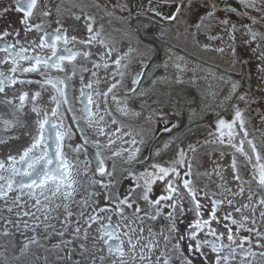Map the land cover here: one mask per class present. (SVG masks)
<instances>
[{
    "label": "snow or ice",
    "instance_id": "1",
    "mask_svg": "<svg viewBox=\"0 0 264 264\" xmlns=\"http://www.w3.org/2000/svg\"><path fill=\"white\" fill-rule=\"evenodd\" d=\"M237 3L238 7H233L230 0H148L147 8L141 3L138 8L143 11L135 13L128 2L115 3L112 7L127 12L129 23L135 19L138 25L135 29L137 42L145 49L142 69L149 67L145 58L157 50L159 42L168 38V30L181 21L188 35L203 32L209 40H222L214 29L222 30L230 41L228 47L233 64L243 65L246 61L237 57L233 47L236 33L243 29L242 43L249 47L255 44L252 50L259 52L257 72L260 75L256 91L260 94V102H264V43H261L264 33L252 27L264 21V15L258 21L248 11L264 13V0H259V7L258 0H237ZM92 7L106 9L107 6L96 3ZM37 10L38 22L33 23ZM13 12L22 14L18 22L23 26L24 37L22 40L21 29L12 28L10 24L0 30V53H3L0 56V94L4 96L3 103L13 105L20 116L14 115L11 120L0 118V123L4 132H12L19 126L28 143L16 154L9 152L5 158H0V226H3L4 236L11 234L9 225L21 234L32 232L21 252L29 244L39 245L40 238L59 237L51 249H45L49 255H55L53 264H171L169 251L180 253L181 264H237V257L239 264H253L257 257L264 260V195H257L250 186L255 182L264 191V155L249 138L246 128L245 109L258 102L250 94L251 89L242 92L241 85L233 82L230 93L219 102L230 104L233 115L229 120L218 116L214 131L208 133L212 139L205 140L204 144H219L234 151L231 153V179H226L222 167L217 165L213 172L220 182L216 190H212L208 185L196 186L188 157V152L194 156L203 144L199 141L185 144V139L193 126L199 127L204 112L216 105L217 94L203 93L197 97L185 87L186 81L179 75L171 81L166 77L152 79L149 87L139 92L143 104L141 110L133 114L143 117L149 125L155 120L158 128L150 129L153 138L161 129L169 134L168 140L154 147L153 157H159L172 145L176 146V152L167 164L153 162L138 168L141 146L152 149V142L145 141L142 136L137 140L130 132L123 131L112 117L107 101L110 94L111 99L117 101L114 90L124 76L120 71L122 61L139 49L129 44L127 51L118 52L109 46L101 35L103 25L97 27L96 17L82 7L78 13H70L72 21L82 23V37L69 35V29L76 32L80 25L65 26L59 15V5L56 6L58 15L52 19L48 0H0V19L7 20ZM233 15L240 19L233 22ZM243 19L250 20L251 24L243 23ZM53 23L56 27L48 31L47 27ZM153 26H158L156 32H152ZM141 30L144 39H140ZM30 33L36 35L29 38ZM77 44L82 47L76 48ZM93 46L97 48L95 54L90 50ZM202 47L207 50L211 45ZM169 48L168 62L180 70L184 57L175 56L171 46ZM214 50L225 51L223 47ZM80 57L92 67L76 64ZM168 62L163 64L165 69ZM77 68L91 77H97L98 70L103 68L106 88L91 91L100 79L85 82L81 74L80 84L72 85L74 90H79L75 100L81 105L74 111L68 89L69 82L77 75ZM53 72L62 73L63 77L53 76ZM29 73L38 74L40 79L25 78ZM117 76L121 80H117ZM143 77V71L135 72L132 85L138 87ZM33 84L39 87L35 90L26 87ZM187 84H195V79L188 80ZM158 85L165 87L161 89ZM137 87L130 86L127 92L136 94ZM145 105L147 116H144ZM117 110L122 115L128 114L126 108L118 107ZM21 117L28 118L22 121ZM106 117L112 118L106 121ZM69 119L70 123L66 124ZM81 121L85 127L81 126ZM260 121L264 125V115ZM77 135L80 142L74 147L66 143ZM125 136L131 139L125 140ZM14 139L19 137L0 139V145L7 146ZM118 141L121 146L113 147ZM129 143L134 147H122ZM90 145L96 150L95 162L85 160V168L81 170L76 161L81 153L87 156ZM68 148L75 159L69 157ZM236 154L251 165L249 180L243 179ZM223 155L219 153V157ZM89 166L95 168L94 176L99 179L93 178L90 190L77 201L75 176H86ZM125 183L126 188L123 187ZM246 184L249 187L246 188ZM157 185L161 191L154 196ZM56 199L60 203L53 207ZM73 205L78 211L74 212ZM258 209L260 227H256L255 219ZM220 211L223 216L218 215ZM190 215L191 220L188 219ZM160 220L166 223L154 228L152 222ZM53 221H57L59 227ZM66 234L71 238H65ZM37 259H42L44 264L49 262L48 255Z\"/></svg>",
    "mask_w": 264,
    "mask_h": 264
},
{
    "label": "flooded vegetation",
    "instance_id": "2",
    "mask_svg": "<svg viewBox=\"0 0 264 264\" xmlns=\"http://www.w3.org/2000/svg\"><path fill=\"white\" fill-rule=\"evenodd\" d=\"M50 7L53 12L52 19L54 20L57 17L56 6L59 5L61 8L60 18L62 22L65 23V26L68 24L75 23L80 25L78 31L73 32L69 29V35H77L78 37H82L84 35L83 25L79 21H72L70 19L71 12H79L82 7L85 12L94 15L97 19V27L99 25H103L102 38L108 43L109 46L114 47L118 52L127 51L129 44H131L133 49H139V51H133L125 60L122 61V66L120 71L124 73L121 84L117 89L114 90L115 95L117 96V101H113L111 99V94L108 97L107 107L112 112V117H114L118 124L123 127V131L130 132L131 137H135L137 140L143 137L145 141L152 142V149L148 147L141 146V163L137 165L138 168L146 167L148 164L153 162H159L161 164H167L175 155L176 146L172 145L168 150L162 151L159 157H153L154 147L161 146L162 143L168 140L169 134L163 132L162 129L157 131L155 138L152 137V132L150 129H157L158 125L155 120L152 121L151 125L143 118L138 117L133 114V112H139L141 110V105L143 104V100L139 96V92L148 88L152 79L157 77H166L169 81L175 75L181 76L182 79L186 81L185 87L188 88L193 94L197 97L201 96L203 93H211L215 92L217 94V103L214 105L212 109L206 110L203 114V119L199 121V127L193 126V131L191 133H186L185 144L193 143L196 144L199 141L203 144L202 147L197 148V152L193 156L191 152H188V157L191 159L192 163V172L194 181L197 187H203L204 185H208V187L212 190H216V184H218L219 178L213 172V169L217 167V165L221 166L223 169V174L226 179H231L230 173V163H231V153L234 151L233 149L222 146L219 144L207 143L204 144L205 140H211L212 137L208 135L210 131H214V125L216 120L219 117H223L226 120L231 119L233 115L232 108L230 104H220L219 102L223 100L225 96H227L231 91V84L233 82L239 83L241 85L240 91L245 92L251 89V95H254L257 103L251 104L249 108L245 109V120H246V128L249 132V138L253 139L260 149L262 155H264V125L261 124L260 117L264 115V102H260V94L256 91V85L259 82V73L257 72V65L260 63L258 60V51H253L252 49L255 47L253 44L251 47L244 45L241 43L240 50L241 53L239 58L246 61L243 65L240 63H236L235 66L228 67L225 64V51L223 53L214 52L208 56L206 55H195L191 53V51H187L180 47L173 45L171 42H167L168 44L164 45V48L156 46L157 50L153 52L150 56L145 58V62L149 65L147 69L141 68V58L144 55L145 49L143 46L138 45L135 29L138 27L135 19L131 21V24L128 21V13L125 14H115L116 9L112 7V4L115 3H124L128 2L133 7V13L137 10L143 11V9H139L138 6L142 3L145 8H147L148 0H48ZM100 3L101 5H106L105 8L96 9L92 7V5ZM73 5H78V7H73ZM118 11H120L118 9ZM110 13V14H109ZM22 14L13 12L10 16L7 17V20L0 19V30H3L9 24L12 28L21 29V39L23 40L24 33L22 31L23 26L19 24L18 17ZM39 16V10H37L33 23L38 22L36 17ZM56 25L53 23L50 27H47L48 31H52ZM158 26L152 27V32L157 31ZM154 29V30H153ZM258 33H264V30L256 31ZM35 33H30L29 38L34 37ZM140 39H144L143 30H141ZM221 35V34H219ZM236 37L238 34L236 33ZM11 41V37L7 38ZM208 39V38H207ZM225 39V34L223 33V39L219 40L223 41ZM240 41L244 39V37H239ZM215 40H209L208 44L216 45ZM264 43V41H261ZM145 44L148 42L145 41ZM239 44V43H238ZM169 46H171V50L175 53V56L184 57V62L182 64V68L180 70L176 69L173 66L172 62H168V53ZM239 46V45H238ZM62 47V45H61ZM82 46L77 44L76 48H81ZM213 46L209 48V52ZM239 49V48H238ZM91 52L95 54L97 48L95 46L91 47ZM237 50V49H236ZM47 51V50H46ZM238 51V50H237ZM239 52V51H238ZM0 56H3V53H0ZM98 59V58H97ZM165 62L169 63L167 69L163 67ZM176 63H180V61H175ZM78 65H83L85 67L91 68L92 65L88 63L82 57L78 58L75 62ZM126 64L127 67H123ZM186 64V67L183 65ZM66 67H71L66 64ZM110 68L109 73L112 72L113 68ZM137 71H143L144 77L142 78L141 84L137 87L132 85L133 75ZM85 77V82L89 79L95 81L96 79H100V83L94 84V87L91 91L95 92L96 90H104L106 88V84L103 82L105 77V70L100 68L97 72V77H91L89 73L84 72L81 73L80 69L77 68V75L73 78L72 81L69 82L68 95L69 99L72 101L74 105V111L79 109L81 106L75 100V97L79 95L78 88L74 90L72 85L80 84V75ZM53 76L63 77L62 73H52ZM25 78L38 80L40 77L36 73L26 74ZM110 79V77H109ZM117 80H121L120 76L116 77ZM190 79H195V84H187V81ZM132 87H137V93L133 94L131 92H127V89ZM32 89H37L39 86L33 84L31 86ZM159 88L163 89L164 85H158ZM50 90V89H49ZM87 91V90H86ZM47 96V92L44 93ZM155 98V97H153ZM100 99V98H97ZM4 96L0 94V118L3 120H11L16 117H19L20 114L15 112V108L13 105H7L3 103ZM18 103V101H16ZM151 103V101H149ZM103 108L104 105L102 104ZM126 108L128 110L127 115H122L117 109ZM144 116L148 115L147 105L144 106ZM241 108H244V105H240ZM63 111V109H61ZM103 114V113H101ZM77 115L79 113L77 112ZM112 117H106V121L110 120ZM28 117H21V120H25ZM65 123H70V119L66 120ZM81 126L85 127L83 121H81ZM112 127H116V125H112ZM3 125L0 123V139H6L9 136H17L19 139H14L9 142L7 146L0 145V158H5L9 152L12 154H16L18 150L23 148L28 143V138L21 134V129L17 126L12 132H4ZM131 137L125 136V140H130ZM94 138V137H93ZM103 139V138H101ZM79 135H77L74 139L67 141L66 143L71 144L73 147L76 143H79ZM121 146L120 142H117V145L113 147ZM124 148L134 147L133 145L124 144L122 145ZM68 155L71 159H75L74 154L71 151V148L66 149ZM95 148L91 145L88 148V154L81 153L79 160L76 161L77 167L81 170L85 168V160L95 162ZM187 151V149H186ZM223 152V157H219V153ZM104 155L107 156L108 152L105 151ZM237 155L238 163L240 166V171L243 179L249 180V172L251 171V165L248 164L243 157ZM110 163V161H109ZM95 168L89 166L88 174L86 176L76 175L75 178L78 180V192L76 196V200L79 201L80 197L87 191L90 190V181L93 178L99 179L98 176H94ZM75 175V174H74ZM251 189L257 195H264V191H262L259 186L252 182L250 185ZM124 188L127 187V183L124 184ZM245 187H249V185H245ZM123 191V188L121 189ZM161 188L159 185L156 186V191L153 195L159 194ZM25 199H27L25 197ZM56 203H60L59 199L53 201V207ZM73 210L78 211L76 205H73ZM63 209H60L62 212ZM39 214V213H38ZM53 216L56 215V212L52 213ZM219 216H223V212H218ZM233 215L238 216L239 214L233 213ZM189 220L192 219L190 215L188 217ZM255 219L257 221L256 227H260L262 221L259 217V209L255 214ZM56 223V226L59 227V223L57 221H53ZM154 228H159L166 223L164 220H160L157 222H152ZM95 227V226H94ZM184 225H181L183 229ZM10 230V235H3V226H0V264H44L42 259L38 260L37 257H42L44 255L49 256L48 264H53L55 260V255H49L45 249H51L52 245L59 241V237L52 236L50 239L45 240L43 238L39 239V245L29 244V247L21 252V247L24 243L27 242V237L33 235L32 232H28L26 234H21L17 232L15 228H12L10 225L8 226ZM221 230H223L221 228ZM243 235H247V233H242ZM67 239L71 237L66 234ZM226 242V241H225ZM42 245V247H41ZM163 247V245H161ZM171 257V264H181L182 257L178 252L169 251L167 253ZM237 264H239V257H237ZM253 264H264V260L257 257Z\"/></svg>",
    "mask_w": 264,
    "mask_h": 264
},
{
    "label": "rangeland",
    "instance_id": "3",
    "mask_svg": "<svg viewBox=\"0 0 264 264\" xmlns=\"http://www.w3.org/2000/svg\"><path fill=\"white\" fill-rule=\"evenodd\" d=\"M259 6H260V4H259V0H258V7ZM144 8H145V6H144ZM107 10L108 9H106V11ZM248 11H249L250 15H257L258 16V17L256 16L257 18L261 17V15H264V13L256 12V11H253V10H248ZM117 13L118 14H125V12L118 11V9L116 10L115 14H117ZM221 15H223V13H221ZM238 19H240V18H238L236 15L232 16L233 22H237ZM243 23L251 24V21L247 20V19H243ZM262 26H264L262 23H258V24L252 25L254 31L264 30V28ZM243 31H244L243 29H240V31L237 32L238 37L235 40V42L233 43V47H235L239 51L238 52L236 50V55H237L238 58H239V55L241 53L240 45L242 43L240 41L239 37H242L241 36V32H243ZM214 32L218 33V34H221V36L223 37V33L224 32L222 30L214 29ZM207 38L208 37L203 32H201L199 34H195V35H188L185 32V25L183 24V21H181L179 24L174 25L173 27H171L168 30V38L166 39V41L167 42H171L173 45H175L177 47H180L182 49H185V50H187L189 52L191 51V53H193L195 55L201 54V55L208 56V55H210L212 53V51L215 48L223 47L225 49V64H226V66L233 68L235 66V64H233V57H232L230 49L228 47L229 43H230L228 35L225 34V39L223 41L218 42L219 40H215L214 42H216V45L209 44V45L213 46L211 48L209 54H208L209 49L204 50L203 47H202V45L208 44V39ZM197 41H199V43H197ZM214 52H216V51L214 50ZM201 55H199V56H201Z\"/></svg>",
    "mask_w": 264,
    "mask_h": 264
},
{
    "label": "trees",
    "instance_id": "4",
    "mask_svg": "<svg viewBox=\"0 0 264 264\" xmlns=\"http://www.w3.org/2000/svg\"><path fill=\"white\" fill-rule=\"evenodd\" d=\"M230 2H231V4H232L233 7H238V3H237L235 0H230ZM240 10H241V9H240ZM153 30H154V29H153ZM145 41L148 42V40H145ZM162 43H163L164 45L168 44L166 40L162 41ZM162 43H161V44H160V43L157 44V46L160 47L161 50H162V48H164V45H163Z\"/></svg>",
    "mask_w": 264,
    "mask_h": 264
}]
</instances>
